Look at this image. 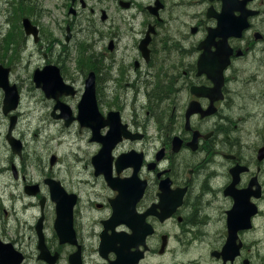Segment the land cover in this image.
<instances>
[{
	"label": "flooded vegetation",
	"instance_id": "obj_1",
	"mask_svg": "<svg viewBox=\"0 0 264 264\" xmlns=\"http://www.w3.org/2000/svg\"><path fill=\"white\" fill-rule=\"evenodd\" d=\"M0 1V264H264V0ZM31 127L88 152L59 174Z\"/></svg>",
	"mask_w": 264,
	"mask_h": 264
},
{
	"label": "rangeland",
	"instance_id": "obj_2",
	"mask_svg": "<svg viewBox=\"0 0 264 264\" xmlns=\"http://www.w3.org/2000/svg\"><path fill=\"white\" fill-rule=\"evenodd\" d=\"M5 11H6L5 4L2 1H0V32H1L0 41H1V45L4 42L3 40L5 37L4 35L7 33V22L5 19ZM80 44L85 46V47H82L83 49L87 47L84 53L86 54V57L88 56L94 59L97 58L100 48H99V44L97 43V37L95 34H92V33L82 34L81 39H80ZM77 50L78 48L77 49L75 47L72 48L70 52L72 60H76L78 55L80 56ZM14 54L15 52L13 53V55ZM84 54H82L81 56L82 58ZM0 55H5L2 49H0ZM18 58H19V60H17L18 69L20 68L19 66L21 65V62L24 59L32 60L33 64L36 60H40L39 54L33 52L32 48H28L25 51H20ZM6 59H7L6 57H2L0 61L4 62V60ZM18 69L15 68V70H18ZM17 72L24 74L25 70L19 69ZM24 88L26 92H29L28 83H25ZM27 103L31 104V100L29 99ZM26 111H28V109H26ZM25 117H26L25 124H27V122H29L28 114H25ZM34 125H35V118L32 122V126ZM24 130H26V127H24ZM47 132H42L36 127H31V130H29L28 135H27L31 142V147L33 149H37V146H38L40 149H42L43 147L47 145V143L51 144L52 145L51 147H53V149L48 154L51 155L54 152L58 155V158L60 159L59 161L60 166L57 169V172H59V174H64V173L66 174V169L64 171L62 170L64 169V165L66 164V162H70V158H71V161L74 162L77 160L76 157H81L85 153L88 152V145H87L88 137L84 135V133H82L80 135L79 134L77 135V139L74 138L71 140V138H69L68 136V134H71V133H67V130L50 131L49 135L47 134ZM76 134L77 133H74L75 136ZM40 138L42 139V141L38 144ZM74 172H76L74 169L73 170L70 169V173L72 177L74 175Z\"/></svg>",
	"mask_w": 264,
	"mask_h": 264
},
{
	"label": "water",
	"instance_id": "obj_3",
	"mask_svg": "<svg viewBox=\"0 0 264 264\" xmlns=\"http://www.w3.org/2000/svg\"><path fill=\"white\" fill-rule=\"evenodd\" d=\"M3 68L2 65H0V69ZM4 78L2 75H0V87L4 88L6 91V101L7 102H14L15 105L17 103V100L19 98V91L17 89V86L15 84H10L9 81V69H5ZM58 73V71H57ZM39 74L37 73L36 76ZM64 83L61 80V76L59 75L58 80L54 81V83H44V88L47 92H53L56 91L58 86L60 84ZM53 94H56V92H53ZM14 105V106H15ZM10 110V109H9ZM98 115V107H97V100H96V85H95V77L92 73L86 80V88L83 94V97L79 103V114L78 119L82 121V124L93 126L94 123L92 122L93 116Z\"/></svg>",
	"mask_w": 264,
	"mask_h": 264
},
{
	"label": "bare ground",
	"instance_id": "obj_4",
	"mask_svg": "<svg viewBox=\"0 0 264 264\" xmlns=\"http://www.w3.org/2000/svg\"><path fill=\"white\" fill-rule=\"evenodd\" d=\"M22 62L25 63V64H28V63L32 62V60L24 59Z\"/></svg>",
	"mask_w": 264,
	"mask_h": 264
},
{
	"label": "trees",
	"instance_id": "obj_5",
	"mask_svg": "<svg viewBox=\"0 0 264 264\" xmlns=\"http://www.w3.org/2000/svg\"><path fill=\"white\" fill-rule=\"evenodd\" d=\"M83 52H84V51H83ZM84 53H85V52H84ZM84 53H83V54H84ZM89 59H92V57H89Z\"/></svg>",
	"mask_w": 264,
	"mask_h": 264
}]
</instances>
